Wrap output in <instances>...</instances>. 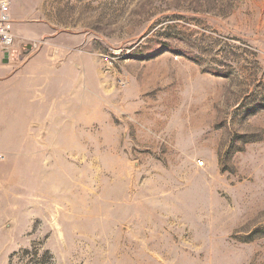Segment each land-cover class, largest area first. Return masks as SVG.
<instances>
[{
    "label": "rangeland",
    "instance_id": "374dc122",
    "mask_svg": "<svg viewBox=\"0 0 264 264\" xmlns=\"http://www.w3.org/2000/svg\"><path fill=\"white\" fill-rule=\"evenodd\" d=\"M7 1L19 57L63 35L94 99L0 150V264H264V0Z\"/></svg>",
    "mask_w": 264,
    "mask_h": 264
},
{
    "label": "crops",
    "instance_id": "0c3cea01",
    "mask_svg": "<svg viewBox=\"0 0 264 264\" xmlns=\"http://www.w3.org/2000/svg\"><path fill=\"white\" fill-rule=\"evenodd\" d=\"M13 30L18 37L20 28ZM42 36L45 38L38 42L42 48L33 56L3 63L0 54V130H8L0 134L2 152L13 153L23 131H30L23 145L55 143L52 136L55 139L63 131L78 129L80 107L84 110L93 103L94 85L89 102L85 76L88 62L79 60L63 35L44 28Z\"/></svg>",
    "mask_w": 264,
    "mask_h": 264
},
{
    "label": "built area",
    "instance_id": "2783aa9c",
    "mask_svg": "<svg viewBox=\"0 0 264 264\" xmlns=\"http://www.w3.org/2000/svg\"><path fill=\"white\" fill-rule=\"evenodd\" d=\"M16 38L13 33V20L10 14V4L7 0H0V54L7 60L11 58L12 53L15 51L18 56L17 59L22 60L25 58L19 57V50L15 47ZM3 155H0V161L3 160Z\"/></svg>",
    "mask_w": 264,
    "mask_h": 264
},
{
    "label": "trees",
    "instance_id": "16d2710c",
    "mask_svg": "<svg viewBox=\"0 0 264 264\" xmlns=\"http://www.w3.org/2000/svg\"><path fill=\"white\" fill-rule=\"evenodd\" d=\"M30 251H35V248L32 247L30 250H23V251L20 252V253H21V254H27V255H28V254L30 253ZM17 255H19V253L14 254L13 257H17ZM13 257H12V258H13Z\"/></svg>",
    "mask_w": 264,
    "mask_h": 264
},
{
    "label": "water",
    "instance_id": "95a60500",
    "mask_svg": "<svg viewBox=\"0 0 264 264\" xmlns=\"http://www.w3.org/2000/svg\"><path fill=\"white\" fill-rule=\"evenodd\" d=\"M7 61H8V60H7V57H6V55H4L2 62H3V63H7Z\"/></svg>",
    "mask_w": 264,
    "mask_h": 264
}]
</instances>
